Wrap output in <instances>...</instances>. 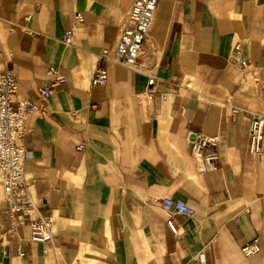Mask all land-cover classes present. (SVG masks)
<instances>
[{"label": "crops", "instance_id": "0c3cea01", "mask_svg": "<svg viewBox=\"0 0 264 264\" xmlns=\"http://www.w3.org/2000/svg\"><path fill=\"white\" fill-rule=\"evenodd\" d=\"M133 1L0 0V73L18 76L17 99L38 100L51 67L68 79L23 140L54 240L44 253L28 226L8 235L0 186V264H264V144L249 151V117L264 113V0H160L139 68L108 63V83L93 86ZM196 132L220 136L218 170H200ZM166 196L195 214L165 211ZM256 238L260 252L244 256Z\"/></svg>", "mask_w": 264, "mask_h": 264}, {"label": "built area", "instance_id": "2783aa9c", "mask_svg": "<svg viewBox=\"0 0 264 264\" xmlns=\"http://www.w3.org/2000/svg\"><path fill=\"white\" fill-rule=\"evenodd\" d=\"M160 0H134L126 17L116 45L104 49L99 55L98 66L91 79L93 86H105L109 74L105 67L115 63L130 68H139L140 59L146 52V44L155 23V15ZM84 22V16L76 12L74 23L66 32L64 42L69 44L78 23ZM233 60L237 67L245 71L251 63L243 56L240 43L233 49ZM48 80L39 88V99H17L19 91L18 76L13 70L0 73V186L3 198L8 203L6 213L12 219V225L7 234L15 235L22 226H28L31 240L44 245V253L54 240V224L50 217L43 215L39 203L31 190V184L26 174V161L31 152L24 145L28 133L27 120L30 116L47 117L51 110L49 100L58 88L67 86L65 73L54 67L47 72ZM155 77L150 78L149 85L155 83ZM163 97V95H161ZM264 107V100H263ZM237 114L239 110L233 109ZM192 156L202 172H212L220 168L221 155L219 151L220 136L204 132L191 134ZM264 144V113L251 114L249 117V151L262 155ZM86 148L85 143L77 146L79 151ZM162 208L167 212L193 216L195 210L188 204L166 196L161 200ZM171 232L178 236L180 229L173 219L167 220ZM1 235V234H0ZM261 250L259 238L245 244L242 252L246 257H252ZM58 264V263H55Z\"/></svg>", "mask_w": 264, "mask_h": 264}, {"label": "water", "instance_id": "95a60500", "mask_svg": "<svg viewBox=\"0 0 264 264\" xmlns=\"http://www.w3.org/2000/svg\"><path fill=\"white\" fill-rule=\"evenodd\" d=\"M194 138V136H192V139Z\"/></svg>", "mask_w": 264, "mask_h": 264}]
</instances>
